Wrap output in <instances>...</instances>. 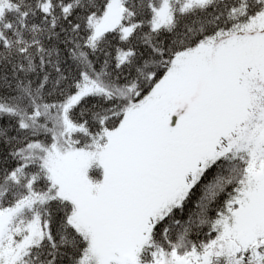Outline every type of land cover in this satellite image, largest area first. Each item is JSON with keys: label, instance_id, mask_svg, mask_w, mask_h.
Instances as JSON below:
<instances>
[{"label": "snow or ice", "instance_id": "obj_1", "mask_svg": "<svg viewBox=\"0 0 264 264\" xmlns=\"http://www.w3.org/2000/svg\"><path fill=\"white\" fill-rule=\"evenodd\" d=\"M0 264H264V0H0Z\"/></svg>", "mask_w": 264, "mask_h": 264}]
</instances>
